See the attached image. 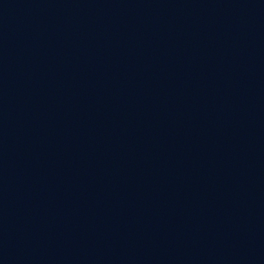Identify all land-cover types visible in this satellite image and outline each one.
<instances>
[{"label": "water", "instance_id": "1", "mask_svg": "<svg viewBox=\"0 0 264 264\" xmlns=\"http://www.w3.org/2000/svg\"><path fill=\"white\" fill-rule=\"evenodd\" d=\"M0 264H264V0H0Z\"/></svg>", "mask_w": 264, "mask_h": 264}]
</instances>
